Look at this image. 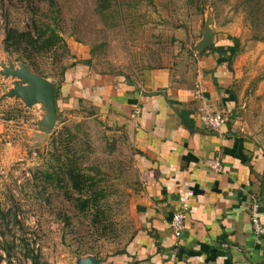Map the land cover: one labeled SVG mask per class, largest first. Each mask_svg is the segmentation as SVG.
I'll return each mask as SVG.
<instances>
[{"label":"rangeland","instance_id":"obj_1","mask_svg":"<svg viewBox=\"0 0 264 264\" xmlns=\"http://www.w3.org/2000/svg\"><path fill=\"white\" fill-rule=\"evenodd\" d=\"M206 24L238 48L233 119L264 145V0H0V264L103 263L135 232L140 186L126 132L90 106L55 102V127L36 145L48 111L10 93L26 83L10 71L26 66L58 88L84 45L96 70L136 77L172 64L196 84L191 41ZM70 166L89 176L81 190Z\"/></svg>","mask_w":264,"mask_h":264},{"label":"crops","instance_id":"obj_2","mask_svg":"<svg viewBox=\"0 0 264 264\" xmlns=\"http://www.w3.org/2000/svg\"><path fill=\"white\" fill-rule=\"evenodd\" d=\"M202 37L191 41L196 84L178 80L172 64L136 77L96 70L84 45L63 72L59 109L90 106L124 130L135 151L136 229L122 251L99 264H264V235L255 233L248 211L259 195L264 221V145L233 119V40L214 31L211 46L198 49ZM207 103L225 112L219 130L205 126L200 110ZM184 206L186 225L176 238L170 220Z\"/></svg>","mask_w":264,"mask_h":264},{"label":"water","instance_id":"obj_3","mask_svg":"<svg viewBox=\"0 0 264 264\" xmlns=\"http://www.w3.org/2000/svg\"><path fill=\"white\" fill-rule=\"evenodd\" d=\"M210 22L208 21V23ZM213 35L214 30L206 24L203 37L197 48L204 49L211 46ZM10 72L18 75L24 79V82H26L25 84L16 85V87L10 92L11 94H15L22 98L28 105H32L38 101H42L45 104L48 112L42 121L44 132L39 135L38 143H36V145L44 143L48 139L52 129L55 127L58 119L54 86L52 82L32 72L26 66ZM81 264H99V260L96 256L90 255L86 259H83Z\"/></svg>","mask_w":264,"mask_h":264},{"label":"built area","instance_id":"obj_4","mask_svg":"<svg viewBox=\"0 0 264 264\" xmlns=\"http://www.w3.org/2000/svg\"><path fill=\"white\" fill-rule=\"evenodd\" d=\"M196 96L198 99H204V93L202 90L198 89L196 91ZM202 117L205 123V126L211 130H219L225 125L227 117L225 112H222L210 103H207L201 108ZM213 167L220 168L221 162L219 159H214L212 161ZM262 203L259 195L254 196L252 202L249 205V214L253 224L254 231L257 235H264V221L262 220ZM188 216V207L184 206L173 213V216L170 220V227L174 237L178 238L181 236L183 230L185 229V223Z\"/></svg>","mask_w":264,"mask_h":264},{"label":"trees","instance_id":"obj_5","mask_svg":"<svg viewBox=\"0 0 264 264\" xmlns=\"http://www.w3.org/2000/svg\"><path fill=\"white\" fill-rule=\"evenodd\" d=\"M53 1V0H51ZM16 32V30L14 29H9L8 30V35H7V39L6 41H8L10 38L13 37V34ZM236 44H234L232 46V52L231 54H235V52L237 51V47L235 46ZM54 92H55V98L58 97V89L56 88V86L54 85ZM67 174L69 176V179L71 180V182L73 183V186L75 189L77 190H81L84 187V182L87 180V177H85V174L82 173L81 171H79L78 169H76L73 166H70L67 169Z\"/></svg>","mask_w":264,"mask_h":264}]
</instances>
